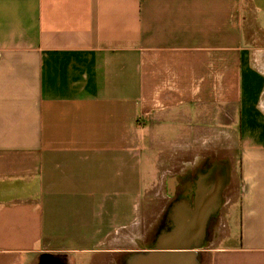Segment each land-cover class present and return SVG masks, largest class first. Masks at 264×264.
Instances as JSON below:
<instances>
[{
    "label": "crops",
    "instance_id": "obj_1",
    "mask_svg": "<svg viewBox=\"0 0 264 264\" xmlns=\"http://www.w3.org/2000/svg\"><path fill=\"white\" fill-rule=\"evenodd\" d=\"M213 206L264 264V0H0V264H191Z\"/></svg>",
    "mask_w": 264,
    "mask_h": 264
},
{
    "label": "water",
    "instance_id": "obj_2",
    "mask_svg": "<svg viewBox=\"0 0 264 264\" xmlns=\"http://www.w3.org/2000/svg\"><path fill=\"white\" fill-rule=\"evenodd\" d=\"M210 208L208 211H205L203 215H201L199 220V217H197V220L194 219L195 221L191 220L189 222H177L173 226H170V234L164 238H161L159 240V244L152 249L160 250L159 253H162L163 251L175 253L174 257L178 255L176 254L178 253V250H187L191 256V264H198V261L195 260L196 256L198 255L197 250L204 246L205 237H203V234L206 233L209 219L211 216L215 215L218 207L213 206ZM199 234L202 236L197 237Z\"/></svg>",
    "mask_w": 264,
    "mask_h": 264
},
{
    "label": "bare ground",
    "instance_id": "obj_3",
    "mask_svg": "<svg viewBox=\"0 0 264 264\" xmlns=\"http://www.w3.org/2000/svg\"><path fill=\"white\" fill-rule=\"evenodd\" d=\"M183 206V205H182ZM180 209V208H179ZM191 210H193V209H191ZM189 212V211H188ZM152 260V259H151ZM150 259L148 260V262H146L145 264H156V263H154L153 261H151ZM158 264V263H157Z\"/></svg>",
    "mask_w": 264,
    "mask_h": 264
},
{
    "label": "flooded vegetation",
    "instance_id": "obj_4",
    "mask_svg": "<svg viewBox=\"0 0 264 264\" xmlns=\"http://www.w3.org/2000/svg\"><path fill=\"white\" fill-rule=\"evenodd\" d=\"M216 220H217V218H216ZM216 220L212 224L216 223Z\"/></svg>",
    "mask_w": 264,
    "mask_h": 264
}]
</instances>
